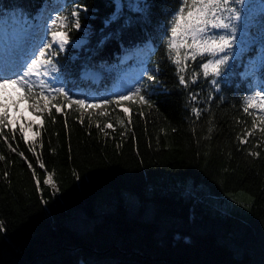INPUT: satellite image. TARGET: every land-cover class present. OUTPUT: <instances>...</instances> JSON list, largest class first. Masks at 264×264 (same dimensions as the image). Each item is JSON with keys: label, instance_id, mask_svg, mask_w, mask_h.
<instances>
[{"label": "trees", "instance_id": "1", "mask_svg": "<svg viewBox=\"0 0 264 264\" xmlns=\"http://www.w3.org/2000/svg\"><path fill=\"white\" fill-rule=\"evenodd\" d=\"M180 2L0 0V39L32 33L40 14L47 33L52 17H69L57 29L69 43L48 50L44 78L69 96L52 91L42 110L20 100L39 116L27 123L31 138L9 119L0 125V264H264V123L258 108L243 111L264 89V9L243 15L221 76L204 77L200 65L211 57L167 46ZM75 5L88 9L80 29L71 26ZM141 82L150 106L135 97L116 103ZM22 94L3 93L8 105ZM166 173L191 179L193 191L148 195ZM108 188L132 191L141 204L97 208ZM240 190L252 197L246 220L211 201Z\"/></svg>", "mask_w": 264, "mask_h": 264}, {"label": "snow or ice", "instance_id": "2", "mask_svg": "<svg viewBox=\"0 0 264 264\" xmlns=\"http://www.w3.org/2000/svg\"><path fill=\"white\" fill-rule=\"evenodd\" d=\"M245 0H181L180 6L168 22L166 37L169 41L168 48L178 47L176 41L181 40L183 46L195 47L200 50V54H207L210 59L203 62L200 67L203 70V76L219 77L222 71L226 68L231 57L228 55V50H231L236 42V27L235 21L241 19V12L236 7L243 5ZM88 11L85 5H75L70 13L72 20L71 26L75 29L81 28L80 10ZM69 17L56 15L49 21L48 35L52 38L51 42H44L43 46L39 47L38 52L30 59V62L23 65L19 71L12 72L10 75L0 77V125H4L8 120V103L11 97H5L3 93L7 88L11 87L16 90H23V94L18 100H12V104L18 106L20 100L32 101L30 107L33 110H42L47 108L51 99V92L55 91L58 94L69 96L63 89H52L44 80L51 72L49 69L53 64L51 57L55 54L48 51L55 44H59V49L63 50L69 43V36L67 31H61L58 34L57 29L65 30L68 28ZM213 30H229L226 34L215 35ZM191 38V43L186 42L187 38ZM183 38V39H182ZM195 56H193V59ZM148 82L156 84L157 80L155 75L150 72H145ZM37 82L39 92L36 91ZM180 83L187 86V81L184 76H180ZM195 83V81H193ZM213 83H217L213 80ZM144 82L140 86L129 90L126 96L122 95L117 97L116 103L123 100H131L133 97L137 98L143 104L150 106L149 100L144 94ZM72 99L71 97H69ZM195 100V95L192 96ZM246 106L243 108L245 113L250 109L258 108L261 115V122L264 123V89L254 91L246 97ZM76 105H84L85 101L81 99L74 100ZM101 103H109V101H102ZM92 107H98L93 104ZM56 111H61L56 108ZM125 113L129 109H123ZM193 112L197 117L201 114L200 109L193 108ZM107 127H112L111 124ZM264 131V129H261ZM247 135V134H246ZM245 139L241 138L240 143H245ZM15 151V149H12ZM23 156V153H20ZM2 158V157H0ZM31 167V164H29ZM43 167V165H41ZM48 183V181H45Z\"/></svg>", "mask_w": 264, "mask_h": 264}, {"label": "rangeland", "instance_id": "3", "mask_svg": "<svg viewBox=\"0 0 264 264\" xmlns=\"http://www.w3.org/2000/svg\"><path fill=\"white\" fill-rule=\"evenodd\" d=\"M117 1L121 4L123 0ZM236 7L241 12V19L234 22L236 27V37H239L242 31V20H244L243 15L248 14V16H250L257 11L264 9V2L261 0H245L243 5H237ZM34 28L35 31L28 37H17L12 41L6 40L0 43V77L19 71V69L35 55L38 51V46L42 45L43 42H51L52 38L49 35L47 36L45 32L42 15L37 17ZM213 31L215 35H219L226 34L229 30ZM59 33L60 32H58V34ZM186 42L190 44L191 38L188 37ZM176 43L178 47H183L185 52L189 54L200 53V50L194 46L191 48L183 46L181 40H177ZM55 45L59 47L58 43ZM7 111L9 113V122L13 125L18 124L22 126L26 138H31L34 135V132L31 127L27 126V123L31 120L35 122L39 121V116L32 113L26 102H21L18 106L10 104ZM47 181L48 183L53 184L50 178H48ZM195 187L201 189L204 186L203 184H196ZM193 188L194 184L191 179L186 178L181 180L179 175L166 173L153 178L150 181L146 192L148 195L151 194L154 189L159 192H166L172 189H183L191 192L193 191ZM211 201L215 208L222 209L228 213H233L241 219L246 220L249 217V207L252 197L247 191H236L229 194L225 200L215 197L212 198ZM119 202L130 210H135L141 204V200L132 191L122 188H108L98 196L96 206L97 208L102 207L104 210H113L116 203Z\"/></svg>", "mask_w": 264, "mask_h": 264}]
</instances>
